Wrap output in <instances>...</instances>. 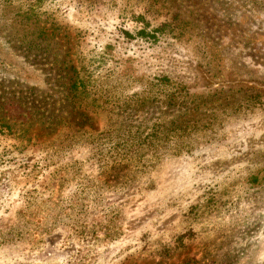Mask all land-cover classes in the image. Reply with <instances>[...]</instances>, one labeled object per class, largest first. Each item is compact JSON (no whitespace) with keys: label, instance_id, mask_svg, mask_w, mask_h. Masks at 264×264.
Masks as SVG:
<instances>
[{"label":"rangeland","instance_id":"rangeland-1","mask_svg":"<svg viewBox=\"0 0 264 264\" xmlns=\"http://www.w3.org/2000/svg\"><path fill=\"white\" fill-rule=\"evenodd\" d=\"M5 2L0 264H264V7ZM70 61L105 109L68 102Z\"/></svg>","mask_w":264,"mask_h":264},{"label":"trees","instance_id":"trees-1","mask_svg":"<svg viewBox=\"0 0 264 264\" xmlns=\"http://www.w3.org/2000/svg\"><path fill=\"white\" fill-rule=\"evenodd\" d=\"M9 1L11 0H4L5 4L11 7V3H8ZM252 2L256 3L257 6L259 4V6L264 7V0H252ZM148 5L150 8H152V6H157L156 3H154L153 5L151 4H148ZM27 11H31V10H27ZM28 15L29 13H21V16L18 15L19 20L21 22L24 20H27L30 17ZM144 15H146V17L140 13L136 15V18H141V22H142V27L138 29V31L135 30L138 34V38L140 39H143L145 41H150V40L157 39L159 36L176 39L178 36H181L182 34H184L183 29L185 30V28L180 29L178 25L177 26L173 25L172 22L167 19H163L162 21L158 22L156 27H151L148 24V21L146 20L147 18H149V12L147 13L144 12ZM143 23L145 25H143ZM123 32L125 34L124 36L128 35V37L131 38V35H130L131 33H127L126 31H123ZM68 73L70 75H69L68 86H67L68 94L66 95V98L71 105L73 104L74 108L82 109L83 107H86V106H92L93 108H96V109H99V108L105 109L108 106V105H104L106 103V100L108 99L107 95L104 96L102 89L99 90L97 89V87L92 86V84L94 85L95 82H92V77H91L92 75L88 71L85 65L79 69L76 66H74L72 62L70 61V67L68 68ZM158 82L162 83V81L160 80H158ZM175 86L177 88L179 87V85H175ZM94 89L95 91L94 93H92V90ZM179 95L184 96L185 98L187 97V95L184 94L182 90H178V92L172 93V95H167V96L170 99V102L176 103V102H179ZM147 99L151 100V98L150 99L147 98ZM135 101L141 102L142 104L147 103L146 100L141 99V98ZM184 125L185 124L180 123V127H177L178 128L177 132L181 134L185 132L186 127L184 128ZM3 129L11 130L12 128L10 125L6 124L0 129V133L2 134L5 133ZM193 262L196 263L197 260L190 259V260H187L184 264H192Z\"/></svg>","mask_w":264,"mask_h":264}]
</instances>
